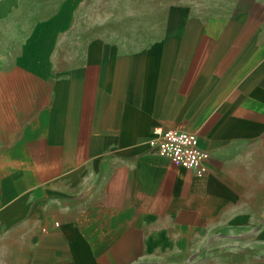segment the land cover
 Returning <instances> with one entry per match:
<instances>
[{
	"label": "crops",
	"instance_id": "1",
	"mask_svg": "<svg viewBox=\"0 0 264 264\" xmlns=\"http://www.w3.org/2000/svg\"><path fill=\"white\" fill-rule=\"evenodd\" d=\"M0 264H264V0H0Z\"/></svg>",
	"mask_w": 264,
	"mask_h": 264
},
{
	"label": "built area",
	"instance_id": "2",
	"mask_svg": "<svg viewBox=\"0 0 264 264\" xmlns=\"http://www.w3.org/2000/svg\"><path fill=\"white\" fill-rule=\"evenodd\" d=\"M153 133L155 137L149 140V144L156 153L187 169L195 170L198 175L204 174L206 170L204 162L208 159L209 153L199 146L197 133L162 127L155 128Z\"/></svg>",
	"mask_w": 264,
	"mask_h": 264
},
{
	"label": "rangeland",
	"instance_id": "3",
	"mask_svg": "<svg viewBox=\"0 0 264 264\" xmlns=\"http://www.w3.org/2000/svg\"><path fill=\"white\" fill-rule=\"evenodd\" d=\"M201 1H203V3L206 2V0H201Z\"/></svg>",
	"mask_w": 264,
	"mask_h": 264
}]
</instances>
